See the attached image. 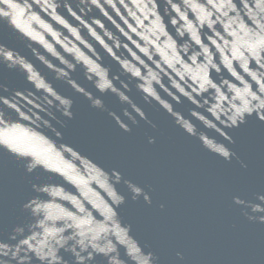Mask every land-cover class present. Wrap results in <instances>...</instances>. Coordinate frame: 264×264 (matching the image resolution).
<instances>
[{
	"label": "water",
	"instance_id": "obj_1",
	"mask_svg": "<svg viewBox=\"0 0 264 264\" xmlns=\"http://www.w3.org/2000/svg\"><path fill=\"white\" fill-rule=\"evenodd\" d=\"M0 264H264V60L156 0H0Z\"/></svg>",
	"mask_w": 264,
	"mask_h": 264
}]
</instances>
